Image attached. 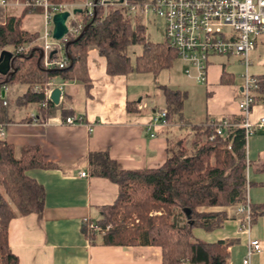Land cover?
Here are the masks:
<instances>
[{"label":"crops","instance_id":"1","mask_svg":"<svg viewBox=\"0 0 264 264\" xmlns=\"http://www.w3.org/2000/svg\"><path fill=\"white\" fill-rule=\"evenodd\" d=\"M0 8L3 10L0 23L8 16H19L24 10L15 5L14 0H8L7 5ZM28 14L40 15V30L30 31L24 27ZM28 14L22 19V29L39 33L36 44L41 47L40 36L45 28L43 15L41 12ZM141 51L140 45L128 47L132 64ZM176 59L179 64L172 71L179 78L161 84L159 94L153 97L152 88L157 85L159 72L108 75L105 57L95 47H90L87 50V68L92 82L89 95L82 82L54 77L52 81L56 85L63 82L64 85L59 103L48 107L46 118L35 103L23 107L14 105L26 85L7 86L12 121L6 124L2 140L13 146L16 158L24 146L38 145L44 160L58 165L26 172L43 185L46 201L41 213L16 216L8 224V244L19 264H162L158 246L92 244L81 227L99 220L102 208L111 205L118 194L114 181L91 174L90 153L106 152L122 170L158 168L166 160L168 142L181 136L178 124H152L153 117L165 105L161 86L187 94L183 113L192 124L240 115L238 99L242 96L245 68L238 56H213L205 83L186 77L183 63ZM248 72L251 76H264V36L257 38L249 54ZM61 108L71 110L77 122L62 123ZM263 117L264 95L252 104L249 120L255 124ZM246 157L249 162L246 175L250 182L248 200L264 203V127L247 138ZM82 172L86 175L82 176ZM240 208L199 207L198 210L204 212L224 210L227 218L221 227L213 230L195 227L192 234L209 243L231 241L228 264H241L248 240L258 239L262 249L251 255L250 264H264V215L247 227L245 213ZM179 219V224L184 222L181 216Z\"/></svg>","mask_w":264,"mask_h":264},{"label":"trees","instance_id":"2","mask_svg":"<svg viewBox=\"0 0 264 264\" xmlns=\"http://www.w3.org/2000/svg\"><path fill=\"white\" fill-rule=\"evenodd\" d=\"M40 11L24 8L19 16H8L0 23V51L9 48L13 53L12 74L0 75V123L12 121L10 102L3 87L14 83L26 85L14 105L23 107L35 103L44 118L48 108L41 104L54 105L47 101L44 88L54 77L82 82L89 95L92 82L87 68V50L90 47H95L105 57L108 75H127L132 71L157 74L169 68L177 58L166 41L148 40L143 24L133 27L121 9L111 8L104 14L101 8H96L91 16L85 17L81 37L77 40L78 35L71 37L65 43V66L46 68L42 48L36 44L39 33L22 29L23 17ZM131 45L142 47L134 64L128 55ZM24 46L27 48L16 53L18 47ZM258 82L254 102L264 95V76L258 77ZM161 87L166 120L178 124L181 136L168 142L166 160L158 168L122 170L106 152L90 153L91 174L114 181L118 194L111 205L102 208V216L96 221L99 233L88 230L86 225L81 229L92 244L158 246L162 264H228L231 241L204 242L193 236L192 229L213 230L221 227L227 218L224 210L204 212L199 211V207L248 205L250 223L264 215V203L248 200L250 182L246 169L249 162L245 130L240 125L242 117H232L231 124L219 134L217 128L222 119L192 124L183 113L187 94ZM4 100L8 102L6 105ZM71 115V110L61 108L63 119ZM188 136L191 139L186 146L183 142ZM57 166L44 160L38 145L24 146L16 158L13 146L0 140V264H19L8 244L10 220L41 213L45 207L43 185L26 172ZM176 209L178 213H174ZM177 215L183 218V223L174 220Z\"/></svg>","mask_w":264,"mask_h":264},{"label":"built area","instance_id":"3","mask_svg":"<svg viewBox=\"0 0 264 264\" xmlns=\"http://www.w3.org/2000/svg\"><path fill=\"white\" fill-rule=\"evenodd\" d=\"M15 5L24 8L40 9L44 19L42 39V57L46 68H62L66 64L64 45L71 38L80 34L84 19L91 16L96 8H101L104 14L109 9L119 8L130 20L132 26L139 24L137 18H142L140 24L150 15L163 21L165 41L174 49L177 57L183 63V73L197 83H205L207 67L215 55H236L245 68L242 75V96L238 99L239 113L242 117L240 125L245 130L247 138L256 130L264 127V117L255 124L249 120V113L254 103L255 90L259 86L258 77L248 72L249 54L254 49L257 38L264 36V0H14ZM8 0H0V6H6ZM79 9L80 12H75ZM68 12L65 21L67 33L60 40L52 37L53 16ZM145 26V25H144ZM18 47L16 53L26 49ZM53 80V79H52ZM50 80L44 88L47 101H51L52 90L62 85H56ZM5 90L6 88L3 87ZM52 102V101H51ZM8 102L3 101L6 105ZM53 103V102H52ZM49 107L47 102L41 104ZM34 116V115H33ZM76 119L67 116L62 123L74 124ZM152 124L166 126V111L161 110L153 119ZM231 124L230 118H223L218 124L217 133H222L225 126ZM6 124L0 123V140L5 134ZM82 176L86 173L82 172ZM245 213L246 225L249 227V206H241ZM88 230L99 231L95 222L86 224ZM262 249L261 241L250 238L247 251L241 264H250L253 253Z\"/></svg>","mask_w":264,"mask_h":264},{"label":"rangeland","instance_id":"4","mask_svg":"<svg viewBox=\"0 0 264 264\" xmlns=\"http://www.w3.org/2000/svg\"><path fill=\"white\" fill-rule=\"evenodd\" d=\"M2 15H3V10H1V8H0V20L3 17ZM136 21L139 22V24H140L142 22V18H137ZM163 24H164L163 21L160 18L156 17V16L150 15L149 17H147L145 19V22H144L146 38L148 40H150L151 42H162V41H165V33H164ZM41 25H42L41 17H40L39 14H28V16L25 18L24 27L29 29L30 31L40 30ZM178 62L179 61L176 59L173 62L171 67L160 71L158 73V75H156L157 76L156 77V80H157L156 84L157 85H156V87L152 88V92L154 93L153 97H156L159 94V92H160V87L159 86L161 84H167L169 79L175 80V78H179L177 76V74L174 71H172L174 66H177L179 64ZM17 85H19V84H17ZM190 139H191V136H188L183 142L184 145L187 146L189 144V142H190ZM177 217H178V215H177ZM177 217H174V220H180ZM95 232L99 233V231H95ZM201 241H204V240H201Z\"/></svg>","mask_w":264,"mask_h":264},{"label":"water","instance_id":"5","mask_svg":"<svg viewBox=\"0 0 264 264\" xmlns=\"http://www.w3.org/2000/svg\"><path fill=\"white\" fill-rule=\"evenodd\" d=\"M75 12H80L79 9L75 10ZM68 17V12H61V13H57L53 16V28H52V37L56 40H60L64 34L67 33V27L65 24V21ZM88 26L86 25L84 27V30L87 28ZM81 37V34H79L76 37V40L79 39ZM43 55V53L41 52V56ZM12 57H13V53L7 49H3L0 51V75H7V74H12ZM71 65V63H70ZM61 95V90L56 87L52 90L51 94H50V99L54 104H58L59 103V98Z\"/></svg>","mask_w":264,"mask_h":264}]
</instances>
